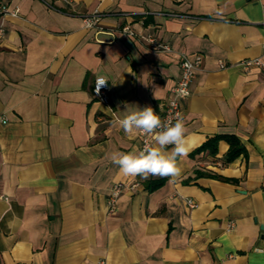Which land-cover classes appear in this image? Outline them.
Here are the masks:
<instances>
[{
    "label": "crops",
    "instance_id": "0c3cea01",
    "mask_svg": "<svg viewBox=\"0 0 264 264\" xmlns=\"http://www.w3.org/2000/svg\"><path fill=\"white\" fill-rule=\"evenodd\" d=\"M3 2L20 12L0 38V264H264V68L237 65L264 60V0ZM96 10L100 28L86 27ZM182 52L203 59L184 100L189 152L178 181L150 189L112 162L142 150L115 122L148 106L161 118ZM227 135L246 154L225 163V138L197 152ZM129 180L110 212L111 185Z\"/></svg>",
    "mask_w": 264,
    "mask_h": 264
},
{
    "label": "clouds",
    "instance_id": "9594fccd",
    "mask_svg": "<svg viewBox=\"0 0 264 264\" xmlns=\"http://www.w3.org/2000/svg\"><path fill=\"white\" fill-rule=\"evenodd\" d=\"M186 67L191 68V65L188 64ZM106 84L107 81L103 77H98L97 93ZM115 123L126 135L140 131L146 136L154 137V144H146L142 150L134 149L127 153L112 154V162L119 166L124 176H142L145 179L149 176L167 177L172 183L179 180L183 174L180 158L186 157L189 152L187 128L182 116L177 114L174 121H162L153 108L148 106L142 110L137 108L129 112ZM168 146H172L171 151H165Z\"/></svg>",
    "mask_w": 264,
    "mask_h": 264
},
{
    "label": "built area",
    "instance_id": "2783aa9c",
    "mask_svg": "<svg viewBox=\"0 0 264 264\" xmlns=\"http://www.w3.org/2000/svg\"><path fill=\"white\" fill-rule=\"evenodd\" d=\"M67 2H71V0H67ZM18 8L11 9L8 5H6L3 0H0V38L4 37L6 28L4 26L3 17L7 14L10 15H18ZM99 20V11L96 10L93 14L87 15L84 17V24L86 27H95L100 28L98 26ZM121 30L129 35L137 37L141 42H143L149 49L154 51H171L172 47L169 43L161 41L155 34L153 33H143L137 32L133 29L129 24L124 25ZM262 49L264 52V41L262 43ZM202 55H190L186 52H182L180 55V75L179 78L171 89V92L168 96L165 110L163 115L161 116L162 121L172 120L174 121L177 114L184 116V100L188 98L192 93V83L197 75V71L200 69L202 64ZM190 64L191 68L186 67V65ZM237 65L243 70H249L253 66H259L264 68V60L262 57H252L245 58L240 60ZM220 66L222 68L227 66L225 61H220ZM103 77V76H99ZM98 78V77H97ZM94 84V95L103 102H107L109 99L111 87L108 81L103 77L107 84L100 88L99 93L96 91V81ZM1 121H6L5 116H0ZM141 133L142 145L141 149L145 147V145H153L154 137L146 136ZM137 185V182L134 180L129 181H119L115 182L111 185L109 194L107 196V208L110 212H114L117 209V201L120 195L124 193L127 189H132ZM187 203L190 207H197V202L193 199H187Z\"/></svg>",
    "mask_w": 264,
    "mask_h": 264
},
{
    "label": "trees",
    "instance_id": "16d2710c",
    "mask_svg": "<svg viewBox=\"0 0 264 264\" xmlns=\"http://www.w3.org/2000/svg\"><path fill=\"white\" fill-rule=\"evenodd\" d=\"M221 138L227 139L230 144L229 150L225 156V163L232 161L243 153L246 154V148L244 147V145L237 137L233 135L211 137L197 149V152L207 150L211 154H216L218 150V142ZM165 179L166 177L161 178L150 176L148 182L149 188L155 189L161 186L165 182Z\"/></svg>",
    "mask_w": 264,
    "mask_h": 264
}]
</instances>
